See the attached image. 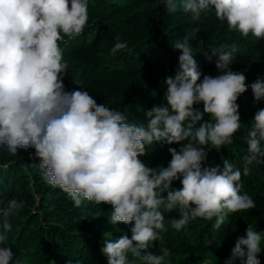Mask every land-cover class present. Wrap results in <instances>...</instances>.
<instances>
[{"label": "clouds", "instance_id": "obj_1", "mask_svg": "<svg viewBox=\"0 0 264 264\" xmlns=\"http://www.w3.org/2000/svg\"><path fill=\"white\" fill-rule=\"evenodd\" d=\"M162 3L168 13L180 10L194 20L214 9L229 30L264 39V0ZM88 7V0H0V147L12 155L18 149H35L39 164L32 167L49 186L65 193L74 207L81 208L86 201L110 204L113 225H133L131 238L121 235L114 242L104 241L100 250L107 264H129V254L143 264H171L167 247L160 246L158 254L145 251L153 242L163 245L164 213L178 211L170 224L179 232L197 218H215L213 227L219 229L229 214L255 209V201L241 191V178L250 175V166L264 158V108L256 111L244 138L247 154L242 168L227 159L222 166H204L209 145L218 150L233 144L241 127L237 100L248 85L243 73L230 69L235 46L224 45L206 57L209 61L218 57L219 74L204 75L201 81L189 45L197 29L172 44L182 53L179 66L174 77L165 79L166 103L146 112V124L126 122L125 115L97 104L88 91H65L63 77L69 65L60 44L83 35L89 27ZM127 48V42L116 37L109 54L116 56ZM251 90L256 102L264 101V80L257 78ZM201 103L212 122L196 127L203 113L194 105ZM156 142L181 144L179 151L168 149L167 167H149L141 159L146 146ZM175 180L181 188L172 189ZM23 206L24 201L13 197L0 208V245H4L0 264H13L14 254L6 246L9 217ZM214 240L205 243L211 246ZM262 242L264 232L249 225L246 234L236 239L225 264L237 260L261 264Z\"/></svg>", "mask_w": 264, "mask_h": 264}, {"label": "trees", "instance_id": "obj_2", "mask_svg": "<svg viewBox=\"0 0 264 264\" xmlns=\"http://www.w3.org/2000/svg\"><path fill=\"white\" fill-rule=\"evenodd\" d=\"M88 3L91 14L88 22L92 26L108 22V26H103V33H98L101 31L96 29L94 35L98 33V36L95 43L88 52H84L83 67L87 71L80 73L76 69L70 76L67 75V79H63L64 90L68 91L67 82L80 81L79 90L88 91L97 104H105L110 110L123 115L129 111L136 120L144 118V111L150 104L153 107L166 103L164 82L166 77L175 76L178 57L182 54L172 47L175 41L182 40L190 30L197 29L194 37H189V45L201 78L219 74L215 67L218 57L212 56L211 61L206 58L212 55L213 49L221 45L235 46L230 69L243 73L248 85L247 91L237 100L241 127L234 134L232 145L218 150L209 145L205 149L208 159L206 157L204 166L211 164L214 167V162L227 159L242 168V158L247 154L244 138L251 127L248 118L253 120L256 111L264 108V101L256 102L251 90V84L257 78L264 80V39H253L251 34L243 37L238 31L229 30L226 21H220L213 9L194 20L190 13L180 10L168 13L162 0H92V3L88 0ZM116 37L127 42L128 48L111 56L109 52ZM254 48L263 55L257 54ZM194 108L203 113L202 103L194 105ZM204 122H212L207 113H203L195 126L199 127ZM149 159L156 161V168L167 167L170 162L163 149H155ZM260 163H253L250 175L241 178L242 193L248 189L256 198V207L248 212H237L234 217L264 230V163ZM34 164H39L35 149H18L17 154L12 155L5 147H0V208L5 207L13 197L24 201L23 208L9 217L11 231L6 246L14 254L13 262L17 257L19 264L21 261L25 264H61L62 260L68 264L69 259H75V264H78L77 261L93 264L95 258L90 254L96 257L102 255L99 245L96 250L90 249V245L94 244L90 237L97 240L102 236L118 239L119 231L125 230V227L120 229L122 227L109 222V207L102 211L97 208L91 210L92 204L87 202L81 208L74 207L65 193L52 188L41 178L38 169L32 167ZM199 232H204L203 243L223 236L221 227L215 229L211 222L196 219L192 232L195 240ZM83 244L92 253L83 251ZM173 246L174 254L183 251L177 248V244ZM194 250L205 252L201 246H196ZM258 259L264 264V250ZM95 264L101 263L97 260Z\"/></svg>", "mask_w": 264, "mask_h": 264}, {"label": "rangeland", "instance_id": "obj_3", "mask_svg": "<svg viewBox=\"0 0 264 264\" xmlns=\"http://www.w3.org/2000/svg\"><path fill=\"white\" fill-rule=\"evenodd\" d=\"M105 1H108V0H105ZM104 2V1H103ZM88 6H89V3H88ZM88 11H89V8H88ZM214 11V9H213ZM89 17H91V14H90V11H89ZM92 33V32H91ZM92 35V34H91ZM254 50L256 51L257 54L259 55H263L262 52L259 50V49H256L254 48ZM264 58V56H263ZM203 80V78H201V81ZM200 81H198L199 83ZM200 110V109H199ZM71 200V199H70ZM72 201V200H71ZM87 202V201H86ZM87 204H92V209L94 208H97L99 211H102V210H105L107 209V207L109 206L108 204H100V205H97V204H94V203H91V202H87ZM90 210V212H91ZM108 239H112V238H107ZM263 243V242H262ZM203 258L201 256H196V257H189V258H185L184 256H182L181 254H175L174 256H171L170 257V260H171V264H200V261L202 260ZM72 261H74L75 259H71ZM262 260V259H261ZM77 261V260H76ZM78 264H84V263H81L79 261H77ZM237 263H238V260H237ZM240 264V262H239Z\"/></svg>", "mask_w": 264, "mask_h": 264}]
</instances>
